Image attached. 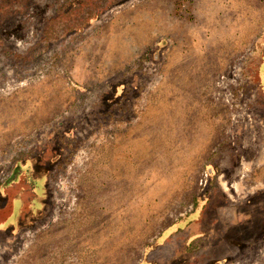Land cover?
<instances>
[{
  "label": "rangeland",
  "instance_id": "374dc122",
  "mask_svg": "<svg viewBox=\"0 0 264 264\" xmlns=\"http://www.w3.org/2000/svg\"><path fill=\"white\" fill-rule=\"evenodd\" d=\"M0 264H264V0H0Z\"/></svg>",
  "mask_w": 264,
  "mask_h": 264
}]
</instances>
